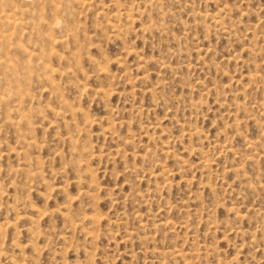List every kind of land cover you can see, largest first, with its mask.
I'll return each instance as SVG.
<instances>
[{"label": "rangeland", "instance_id": "1", "mask_svg": "<svg viewBox=\"0 0 264 264\" xmlns=\"http://www.w3.org/2000/svg\"><path fill=\"white\" fill-rule=\"evenodd\" d=\"M0 264H264V0H0Z\"/></svg>", "mask_w": 264, "mask_h": 264}]
</instances>
